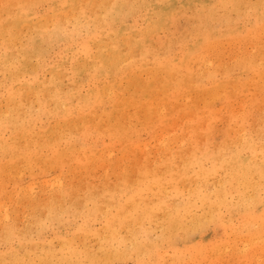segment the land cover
<instances>
[{
  "label": "bare ground",
  "instance_id": "1",
  "mask_svg": "<svg viewBox=\"0 0 264 264\" xmlns=\"http://www.w3.org/2000/svg\"><path fill=\"white\" fill-rule=\"evenodd\" d=\"M261 18H264V0H0V98L5 100V104L2 103L5 107L0 103V264H61L62 259L67 264L72 253L77 260L68 264H79L85 252H89L84 256L88 262L98 264L111 257L113 261V257L118 255L124 258L123 253L129 248L130 255L133 253L137 262L147 255L154 264L150 257L154 247L150 246V227H147L150 220L145 221L142 238L136 236L134 227L142 224L144 218H149L147 215L159 218L156 226L161 227L157 228L160 232L153 231L158 233L157 240L161 244H171L172 237H178V227L183 228V235L187 234L188 238L192 225L198 230L213 223L223 229V233L229 230L231 232L227 234L236 236L235 231L240 224L233 220L240 219L235 214L241 216L242 222L249 219L251 223V218H257L258 222L260 215L255 210L257 203L262 201L260 195L264 193L257 191L264 187V161H259L256 148L258 146L260 152L264 151V121L249 122L252 116L247 115L245 106L251 108L253 92L255 95L258 90L264 92V19ZM247 21L251 27L243 34L241 27ZM224 39L239 41L224 43ZM255 40L259 46L253 45L257 43ZM245 42L255 48L243 51ZM228 44H232L235 51L226 60ZM240 96H246L247 102H241L244 104L242 108L238 102L243 111L237 112L233 104ZM33 102L38 109L36 112L33 111ZM217 106L226 110L228 121L221 130V137L216 140L211 135L219 111ZM252 115L254 117V113ZM42 117L53 120L54 125L39 121L37 132L31 125ZM204 123L209 124L205 129L201 128ZM139 127L163 138L171 149L172 141L175 145L176 141L179 142L180 146H176L183 149L175 146L178 150H167L156 161L155 157L151 159L145 152L142 154V147L132 163V168L141 177H138V182L132 178L133 183L136 182L134 185L143 183L147 187H134V194L122 195V187L118 190L120 185H116L117 188L113 186L122 175L117 181L113 175L115 181L111 185L102 181L106 186L100 188V192L85 187L84 192L76 190L72 196L61 189L60 182L41 197L34 196L33 191L28 193V189L31 192L33 187L31 184L30 188L21 185L22 172L27 170L26 167L29 171L27 176H43L44 173L46 176L50 170L62 171L61 167L69 158L74 159L78 166L82 165L84 170L92 160L101 159L102 151L94 152L96 147L92 146L100 142V138H93L94 133L109 135L115 144L123 143H118L119 147L135 143L132 150L138 148L141 142L138 140L141 138ZM153 129L158 133L155 134ZM158 142L160 139L155 143ZM61 144H76L77 152L65 148V145L61 148ZM110 153H106L108 158ZM131 155L134 156L133 153ZM120 157L117 161L120 159L125 163L122 155ZM130 164L125 170L121 169L123 173L130 169ZM77 170L79 173L80 169ZM178 176H184L183 179L190 183H187L188 188L185 187V199L181 198V189L174 185ZM79 178L87 180L84 176ZM162 178L167 186L171 184L173 190L168 191L163 186ZM105 180L108 181L107 178ZM7 181L12 182L11 190L6 189ZM46 182L45 185L48 184ZM49 183L48 188L52 181ZM148 188L154 189L153 195L135 196L141 194V189L146 191ZM12 192L22 193L23 198L13 199ZM162 192L166 194L162 195ZM113 206L117 210L110 212L115 216L107 212ZM95 209L102 212L97 214L92 211ZM64 212L72 219L82 217L77 231L90 232L93 238L99 237L101 241L96 242L95 250L86 240L88 236L82 242L77 239L79 243L72 242L73 235L72 239L71 236L62 238L60 232L50 238L44 237L47 230H51L52 223H61V213ZM185 213L189 217L188 224H184L187 220ZM64 215L62 217L66 218ZM95 220L101 222L100 228H90ZM260 224L264 225V222ZM243 225L246 231L248 225ZM118 228L125 229L126 235L121 234V229L117 231ZM256 234L257 242L260 238L264 242V236L259 234L257 239ZM111 241L122 244L119 251L122 254L114 252L112 245L111 248L108 246ZM154 244L159 249L158 243ZM220 244H216L215 251L222 249L218 253L224 252L227 246L225 241H220ZM261 244L262 250L264 244ZM62 245L65 249H61ZM201 253L196 255L201 256ZM231 253L235 258L236 254ZM157 254L161 257V251ZM222 258L225 259L224 256ZM149 261L142 264H151ZM234 263L232 260L231 264Z\"/></svg>",
  "mask_w": 264,
  "mask_h": 264
},
{
  "label": "rangeland",
  "instance_id": "2",
  "mask_svg": "<svg viewBox=\"0 0 264 264\" xmlns=\"http://www.w3.org/2000/svg\"><path fill=\"white\" fill-rule=\"evenodd\" d=\"M251 1H256V0H251ZM261 19H264V18H261ZM248 23H246V25L245 26H243V27H241V33H245L246 31H248V30H250V27H251V23H249V21H247ZM258 24V23H257ZM262 24H264V23H262ZM243 25V24H242ZM226 40H230L231 42H227ZM239 40L238 39H224V43H235V42H238ZM256 41V40H255ZM257 43H254L253 45H256V46H259V42L258 41H256ZM246 44H244L243 46H242V50L243 51H247V52H249V51H251V50H253L255 47L254 46H252V45H248V42H245ZM249 44H251V43H249ZM246 45H248V50H247V46ZM228 47H226V52H225V54H227L228 52V54H227V56L225 55V58H226V60L227 59H229V58H231L233 55H232V53H234V51H235V47H232V44L230 45V44H228L227 45ZM252 46V47H251ZM231 47V48H230ZM254 47V48H253ZM249 48H253V49H249ZM68 80L66 79L65 80V82H67ZM254 93V94H253ZM252 94H253V104H252V106H251V108L249 109L247 106H245V109H246V111H247V115L248 114H250L249 115V117H251L252 116V119L250 120L249 119V122L250 121H253L254 123L253 124H255V123H258V122H261V121H264V114H262V113H264V111H261V109L262 110H264V104H262V103H264V98H262L261 99V96L262 97H264V95H262V94H264V92H260L259 90H258V92L256 91V95H255V92H253ZM240 97H242V96H240ZM239 97V98H240ZM244 97V96H243ZM242 97V98H243ZM260 97V98H259ZM237 99V101L236 102H234L235 104H233V106H234V108H233V106H232V108L236 111L237 110V112L239 111H243V109H241L242 107H243V103H244V100H245V102H247L246 100V96L243 98V99ZM260 100H259V99ZM1 100H3V101H1ZM262 100V101H261ZM243 101V103H241ZM4 102V104H5V100H4V98L3 97H1L0 98V103H1V105H2V103ZM238 102L239 103H241L240 105H242L241 106V108L239 107L240 105L238 104ZM259 102V103H258ZM32 105H34L35 106V109H34V106H33V111H38V109H36V103H34L33 102V104ZM218 105H220V104H218ZM260 105L262 106V108L260 107ZM2 106H4L5 107V105H2ZM219 106H217V108H218ZM239 107V108H238ZM259 108L260 109V114H259V109H257V108ZM220 108L221 107H219L218 108V110L219 111H217L218 113H217V116H216V118H215V121H214V123H215V129H214V132L212 133V135H211V137L212 138H215L216 140L217 139H219L220 137H221V130H222V128L224 127V125L225 124H227V121H228V119H227V117L225 116L226 115V113H225V109L223 110V109H221L220 110ZM240 109V110H239ZM253 110V111H252ZM258 110V112H254V111H257ZM224 111V112H223ZM220 113V114H219ZM254 113V117H253V114ZM256 113H257V115H256ZM262 114V115H261ZM47 117V116H46ZM256 117V118H255ZM259 118V119H258ZM46 118L44 117H42V118H40L38 121H36L35 123H33L31 126H32V128L34 129V130H36L37 132H39L38 131V129L40 128V122H49L51 125L50 126H52V125H54V122H53V120H52V122H51V120H45ZM256 119V120H255ZM262 119V120H261ZM40 121V122H39ZM217 121V122H216ZM220 124V125H219ZM36 125V126H35ZM203 125V126H202ZM201 125V128H203V129H205L206 128V125H209V124H206V123H204V124H202ZM38 126V127H37ZM35 127H36V129H35ZM219 129V130H218ZM147 132H146V131ZM154 130V133L155 134H157L158 132H156L155 131V129H153ZM139 131H141L140 133L141 134H139ZM144 131V132H143ZM218 131V132H217ZM216 132V133H215ZM143 133V134H142ZM218 133V134H217ZM138 134H139V137H141V138H138V140H140L139 142L137 141L136 143H139L138 144V148H139V150H138V148H134L133 150H135V152H133V150H132V147L131 146H134L135 145V143H133V144H129V143H124L126 146L124 147V145H121V147H119L120 145L119 144H123V143H119V142H117V144H115V142H111L110 141V139L109 138H111L109 135H107V134H96V133H94L93 134V138H100L98 141H100V142H98V143H95V144H92V146L95 148L96 147V150L94 151V152H100V151H102L101 153H103V155H102V158L101 159H94V161L92 160V162H91V166L90 165H88V166H84V168H86L85 170L84 169H82L83 168V166L82 165H79L78 166V163L74 160V159H72V158H69V161H67V163L65 164V166H62L61 167V170L62 171H59V169L58 170H50L48 173H50V174H48L47 172V174H46V176H45V173L43 174V176H42V174H40L39 176L38 175H36V176H27V173H29V171H28V167H26V169L27 170H24L23 172H22V177H24V178H22V180H21V185L22 186H25V185H28V188H30V184L33 186L32 187V189H31V192H29L30 190L28 189V193H30V194H32V191H33V195L34 196H38V197H41V196H43V195H46V193L47 192H51L52 190H53V188H55V186L56 185H58V183L60 182V183H62L61 184V189H64V190H66V192L68 193V195L69 196H72L71 194H74L75 195V191L77 190V192L79 193V191H80V193L81 192H84L86 189H85V187H87V188H93L94 190H96V191H98V192H100L101 190H100V188H102V187H104V186H106V185H111V182H114L115 181V179H114V176H116L115 178H116V181H117V179L119 178V175H122V177H121V179L119 178V181H117V182H114L115 184L113 185V186H115L116 187V185H120L119 187H118V190H119V188H121L120 189V193L122 194V195H128L129 193L130 194H134V192H135V189H136V187L137 186H142L143 188L145 187H147V186H143V185H145V184H143V183H137L136 185H134L136 182H134L133 183V178H134V181H139L138 180V177L140 176L141 177V175H139L138 176V174H140V173H137L133 168H132V163L134 164V160L133 159H137L138 158V154H139V151H141L143 148V151H142V154L145 152V154H148L149 155V157L151 158V159H153L154 157H155V159H156V161H158V160H160L159 158L161 157H163V155L165 154V152L167 151V150H169V152H175L174 150H176L180 145V143L179 142H177L176 141V145H179L178 147L175 145V141H172L171 142V144L170 145H172L173 147V149H171L170 147H168L169 145H167V143L168 142H165L164 140H163V138H158V136H155L154 134H151L150 132H149V130L148 129H146V128H144V127H139V130H138ZM145 134V135H144ZM149 134H151V135H149ZM230 134V136H232V132H230L229 133ZM102 135V136H101ZM144 135V136H143ZM104 136V137H103ZM143 136V137H142ZM149 136V137H148ZM155 136V137H154ZM150 137H152V139L150 138ZM216 137H218V138H216ZM106 138V139H105ZM149 139H151L150 141H149ZM160 139V143L158 142V143H155V142H157L158 140ZM108 140V141H107ZM148 141H149V143H148ZM106 142H108V144L106 143ZM162 142H163V144H162ZM107 145H109V146H107ZM119 143V144H118ZM153 143V144H152ZM173 143H174V145H173ZM105 144V145H104ZM140 144H141V146H140ZM142 144H144V145H142ZM157 144H158V146H157ZM65 144H61V148H62V146H64ZM72 145H74V144H70V145H65V148H71L72 150H75L76 152H77V150H76V144L74 145V146H72ZM95 145V146H94ZM119 145V146H118ZM130 145V146H129ZM162 145H163V147H162ZM99 146V147H98ZM177 147V148H174V147ZM106 147V148H105ZM113 148V150H111L112 148ZM115 147L118 149V151H119V153H118V151H117V149L115 150ZM134 147H136V145L134 146ZM143 147V148H142ZM145 147H147V149L145 148ZM159 147V148H158ZM160 147H161V149H160ZM110 148V149H109ZM162 148H164V149H162ZM100 149H103V150H100ZM155 149V150H154ZM161 151H160V150ZM179 150H181V149H183V147H181V148H178ZM177 149V150H178ZM257 150H258V154H259V161H264V157H262V156H264V151H262V152H260V150L258 149V146H257V148H256ZM107 150V151H106ZM157 150V152H155ZM110 151H111V153H110ZM117 151V152H116ZM123 151V154L121 153ZM151 151V152H150ZM158 151H160V152H158ZM106 153L108 154V153H110V156H109V158L107 157L108 155H106ZM121 153V154H120ZM133 153V155L134 156H132L131 154ZM155 153V154H154ZM157 153H158V155H157ZM112 154V155H111ZM122 155V161L123 162H125V163H122L121 162V160L120 159H118V161H117V158H121L120 157V155ZM260 154H261V156H260ZM117 155H119V156H117ZM131 155V156H130ZM125 156V157H124ZM157 156V157H156ZM104 157V158H103ZM116 157V158H115ZM135 157V158H134ZM261 157V158H260ZM125 158V159H124ZM51 160H52V157L50 158ZM101 160V162L99 163V161ZM103 160V161H102ZM126 160V161H125ZM105 161H108V162H110L109 164H108V162L106 163ZM69 162V163H68ZM75 162V163H74ZM77 163V164H76ZM99 163V164H98ZM103 163V164H102ZM106 163V164H105ZM118 163V164H117ZM131 163V164H130ZM71 164V165H70ZM73 164H76V165H73ZM99 165L98 167H96L97 165ZM108 164V165H107ZM115 164V166L113 167V165ZM126 164V165H125ZM129 164H130V169L128 168V169H126V173L124 172H122V170H125V167L127 168V166H129ZM106 165H107V167H106ZM72 166H73V168H72ZM78 166V167H77ZM82 166V167H81ZM95 168H97V169H94L93 167ZM118 168H117V167ZM122 166H124V167H122ZM99 167H101V168H99ZM107 168L106 170L104 169V168ZM113 167V168H112ZM80 169V171H79V173H78V170L77 169ZM89 168V169H88ZM123 168V169H122ZM91 169V170H90ZM94 169V170H93ZM102 169H104V171H102ZM118 169V171H116V170ZM122 169V170H121ZM64 170V171H63ZM73 170L75 171V172H73ZM82 170H84L86 173H84V171H82ZM93 170V171H92ZM100 170V171H99ZM112 172H111V171ZM131 170V171H130ZM57 171V172H56ZM69 171V172H68ZM82 171V172H81ZM100 172V173H98V172ZM116 171V172H115ZM27 172V173H26ZM63 172V173H62ZM68 172V173H67ZM72 173L71 175L69 174V173ZM102 172H103V174H102ZM105 172V173H104ZM110 172V173H109ZM114 172H115V174H114ZM119 174H118V173ZM129 172V173H128ZM131 172H132V174H134V175H132L131 174ZM3 173L6 175V172L5 171H3ZM76 173H78V174H76ZM82 175H81V174ZM84 173V174H83ZM108 173V177L106 176V174ZM112 173V174H111ZM62 174V175H61ZM76 174V175H75ZM80 174V175H79ZM85 174H86V176H85ZM92 174V175H91ZM98 174V175H97ZM111 174V175H110ZM117 174H118V176H117ZM129 174V175H128ZM131 174V175H130ZM29 175V174H28ZM57 175H58V177H57ZM61 177H60V176ZM66 175V176H65ZM101 175V176H100ZM114 175V176H113ZM128 175V176H127ZM137 176V177H134V176ZM45 176V177H44ZM48 176H49V178H48ZM51 176V177H50ZM80 176H84V177H86L85 179H87V180H84V178H79ZM100 176V177H99ZM132 176H133V178H132ZM34 177V178H33ZM43 179V178H46V180L45 179H43L44 180V182H43V180H41V178ZM66 177V178H65ZM77 177V178H76ZM88 177V178H87ZM126 177V178H125ZM182 177V178H181ZM36 178H38V179H36ZM51 178V179H50ZM55 178V179H54ZM74 178H76V179H74ZM107 178L108 179V181L107 180H105V179ZM129 178H132V179H129ZM183 178H185L184 176H178L175 180V182H174V185H177L178 187H179V189H181V198L182 199H185L186 197H187V191H186V188H188V186L190 185V183H188L189 181H187V180H185V179H183ZM29 179V180H28ZM50 179V180H49ZM54 179V180H53ZM57 179V180H56ZM61 180V181H58V180ZM73 179L74 180H77V181H73ZM80 179V180H79ZM135 179H137V180H135ZM163 179L164 178H162L161 179V183H163V186L164 187H166V189L168 190V191H170V189L171 190H173V187L172 186H170L171 184L169 183L168 184V186H167V183H166V181L164 180L163 181ZM178 179L180 180H182L183 181V184L182 183H180V182H182V181H178ZM31 180V181H30ZM38 182H37V181ZM63 180V181H62ZM70 180V181H69ZM45 181H47L46 183H48V184H46L45 185ZM52 181V185H51V187L50 188H48L49 186H50V183L49 182H51ZM56 181V184H54V182ZM68 181V182H67ZM92 182V183H90L89 184V182ZM102 181H105V183H106V185H104L105 183L103 182V183H101ZM107 181V182H106ZM122 181V182H121ZM131 181V182H130ZM26 182V183H25ZM28 182V183H27ZM67 182V183H66ZM73 182H74V184H73ZM95 182H97V183H99V184H95ZM121 182V183H120ZM127 182V183H126ZM186 182V183H185ZM23 183V184H22ZM34 183V184H33ZM39 183V184H38ZM63 183H65V184H63ZM77 183V184H76ZM79 183V184H78ZM130 183V184H129ZM149 183V182H148ZM152 182H150L149 184H151ZM189 185H188V184ZM70 184V185H69ZM124 184H128V188L127 187H123L122 185H124ZM141 184V185H140ZM181 184V185H180ZM8 185H9V187H8ZM34 185H36V186H34ZM60 185V184H59ZM67 185V186H66ZM85 185H87V186H85ZM90 187H89V186ZM129 185H130V188H129ZM133 185V186H132ZM12 182H11V184L7 181V183H6V189H9V190H11L12 189ZM78 186V187H77ZM125 186V185H124ZM151 186H155V185H152L151 184ZM158 186V185H157ZM181 186V187H180ZM187 186V187H186ZM196 186V185H195ZM45 187V188H44ZM134 187H135V189H134ZM172 187V188H171ZM186 187V188H185ZM117 188V187H116ZM261 188V189H260ZM262 188H264V187H259L258 188V190L257 191H259V194H261L262 192H264V189H262ZM35 189V190H34ZM37 189V190H36ZM80 189V190H79ZM83 189H84V191H83ZM124 189V190H123ZM126 189H128L127 190V192L125 193V191H126ZM130 189V190H129ZM134 189V190H133ZM185 189V190H184ZM122 190L124 191L123 193H122ZM141 190H143V191H141V194H137V195H135L136 197H141L142 198V196H143V194H144V196L143 197H147V196H150V195H153L154 194V189L152 188V189H149L148 188V190H144V189H141ZM186 193V194H184V192ZM148 191V192H147ZM17 192V191H16ZM16 192H12V198L13 199H22L23 198V195H22V193H20V192H18V193H16ZM72 192V193H71ZM143 192V193H142ZM40 195H39V194ZM146 193H148L147 195H146ZM153 193V194H152ZM15 194H17V195H15ZM166 193H163L162 192V195H165ZM73 195V196H74ZM184 195H186V197H184ZM16 196V197H15ZM261 196V198H262V201H264V193H262V195H260ZM260 202V203H257V206H256V212L260 215V217L258 218V222H257V218L255 219V220H253L252 218L250 219L251 220V223L249 222V219L248 220H245V221H243L242 222V218H241V216H238L237 214H235V217L236 218H239L240 220H233V222L234 223H236V222H238L237 224L239 225V227H237V231H235L234 233L236 234V236H234V234H232L233 235V237L231 236V234H227V232H231V231H229V230H227V232H225V233H223V229H221V228H219L218 227V225L217 224H213V223H211V224H207L205 227H203V228H201V229H196L195 227H194V225H192L193 227H192V230H191V234H189L188 235V238L186 237L187 236V234H186V236L185 235H183L184 233V230H183V228L181 227V228H176V229H178V230H176L177 232H176V235L178 236V237H172L173 238V240H172V243L171 244H169V243H167V242H164V244L166 245V246H164V244H161V242L159 241V240H157V235H158V233H154V231H156V232H160V230H157V228L158 229H160L161 227L160 226H156V223H158V220H159V218H155L154 216L155 215H147L149 218H147V219H143L142 221H141V223L142 224H137V225H139V227L137 226V225H135L134 227H135V233H136V236L138 237V238H142L143 237V232L145 231L144 230V228L146 227V222H147V220H150V222H148L149 223V225L147 224V227H150V231H149V234H150V240H149V242H152V244H154V243H158V245H159V249H157V247L155 246V244L154 245H152L151 243V248H153V253H151V256L150 257H152L151 259H153V263L154 264H168V263H170V264H226V262H228L229 260H230V258L233 260V263L235 262V261H237V263L235 262L234 264H244L246 261L247 262H249V263H247L246 262V264H264V248H262V250L260 249L262 246H260V244L262 243V244H264V242H262L261 240V238H260V241L259 242H257V240H256V236L254 235V234H256L257 236L259 235V234H261V237L262 236H264V233H262V232H264V225H262V224H260L261 222H264V202ZM199 204V203H198ZM139 205H140V203H139ZM141 205H142V203H141ZM139 208H140V206H139ZM195 208H199V207H195ZM258 209V210H257ZM114 212H113V211ZM117 210V208H115V206H113L112 207V209H111V207L110 208H108V210H107V212H109V213H111V212H113V213H115V211ZM93 212H96L97 214H100L101 212H100V209H95V210H92ZM104 211H106V210H104ZM111 211V212H110ZM200 211V209L199 210H197V212H199ZM227 211V210H226ZM99 212V213H98ZM113 213H111V215L113 214ZM65 214V215H64ZM117 214V213H116ZM262 214V215H261ZM61 215L63 216L64 215V217H66V218H63L62 216H61V223H59V224H56L57 222H54V223H52L53 224V226H51L50 225V227H51V230L49 229V230H47V232L45 233V238H50L49 236H51L52 234H60V233H62L61 234V237L62 238H69L70 236H71V239H72V235H73V239H72V242H77V243H79V241L78 240H80V242H82V241H84L83 239L85 238V236H88V237H86V240L88 241V243L89 244H92L93 246H94V250H95V247H96V245H97V243H99V241H101V240H99V237H95V238H93L92 236V234L90 233V232H88L87 234L86 233H84V232H82V231H80L81 232V234H80V232L79 231H77V224L79 225L80 223H82V217H80L79 216V218L78 217H73V219H72V217H69L68 216V214L67 213H61ZM185 216H187V220L185 221V223L184 224H188L190 221H189V217H188V215H186V213L184 214ZM113 216H115L114 214H113ZM71 218V219H70ZM76 218H78V219H76ZM63 219V220H62ZM154 219H156V220H154ZM79 220V221H78ZM253 220V221H252ZM146 221V222H145ZM188 221V222H187ZM236 221V222H235ZM248 221V222H247ZM143 222H145L144 224H143ZM187 222V223H186ZM242 222V223H241ZM256 222V223H255ZM150 223H153L152 225L150 224ZM154 223H155V225H154ZM258 224V225H255V224ZM64 224V225H63ZM95 224V225H94ZM242 224V225H241ZM243 224H246V225H248L247 227H246V231H244L245 230V226L243 225ZM60 226V227H55V226ZM70 225H72V226H70ZM75 225V226H74ZM250 225V226H249ZM64 226V227H63ZM69 226V227H68ZM93 226V227H92ZM253 226H255L254 228H252ZM262 226V227H261ZM101 227V222L100 221H98V220H95V221H93L92 223H91V225H90V228H94V229H97V228H100ZM119 227V226H118ZM138 227V228H137ZM141 227V228H140ZM250 227V228H249ZM71 228V229H70ZM143 228V229H142ZM152 228V229H151ZM252 228V229H251ZM120 229L121 228H118V230L117 231H119L120 232ZM195 229V230H194ZM137 230H139L138 232L139 233H137ZM154 230V231H153ZM180 230V231H179ZM182 230H183V232H182ZM258 230V231H257ZM62 231V232H61ZM123 231V232H122ZM141 231H143V232H141ZM153 231V232H152ZM241 231V232H240ZM60 232V233H59ZM78 232V233H77ZM244 232V233H243ZM254 232H256V233H254ZM125 233V235H126V232H125V229H121V234H124ZM178 233V234H177ZM69 234V235H68ZM82 234H84L83 236H82ZM156 236H155V235ZM205 234V235H204ZM244 234V235H243ZM245 234H248V235H245ZM249 234H251L252 236H249ZM75 235V236H74ZM80 235V236H79ZM91 235V236H90ZM139 235V236H138ZM197 235V236H196ZM241 235L243 236V238H241ZM48 236V237H47ZM81 236H82V240H81ZM89 236L91 237V238H89ZM154 236H155V239H154ZM183 236V237H182ZM203 236V237H202ZM224 236V237H223ZM239 238H238V237ZM253 236H255V237H253ZM182 237V238H181ZM245 237H248V240H247V238L245 239ZM252 238V240L250 241V238ZM96 238H98V240L96 241V240H94V239H96ZM152 238V239H151ZM238 238V239H237ZM76 239V240H75ZM78 239V240H77ZM227 239V240H226ZM235 239V240H234ZM244 241H243V240ZM256 241H255V240ZM257 239H259V236L257 237ZM95 241V242H94ZM154 241V242H153ZM220 241H225V245H227L226 246V249H228L229 248V250H227L228 252H226V249L224 250V252H221V253H223V255H221V253H218V251L220 252V251H222V249L220 250V249H217V251H215L216 250V244H220ZM232 241V244L230 243ZM245 241H247L246 243H248L247 245L244 243ZM254 241V242H253ZM97 242V243H96ZM115 242H117V241H111L110 243H109V245L108 246H110V248L113 246V249H114V252H116V251H120V247L122 246V244H118V242L117 243H115ZM178 242V243H177ZM219 242V243H218ZM249 242H250V246L248 247V245H249ZM115 244V246L113 245V244ZM160 243V244H159ZM229 243V244H228ZM238 243V244H237ZM253 243V244H252ZM231 244V245H230ZM251 244L253 245L252 247H251ZM261 244V245H262ZM112 245V246H111ZM168 245V246H167ZM225 245H224V247H225ZM163 246V247H162ZM210 246H211V249H210ZM220 246V248H222L223 246H221V244L219 245ZM231 246H232V248L233 247H237L236 249L235 248H231ZM238 246H241V248L240 247H238ZM245 246H247L246 248H244ZM257 248H256V247ZM165 247H167V248H165ZM169 247V248H168ZM117 248H118V250H117ZM205 249V250H203V249ZM240 248V249H239ZM61 249H65V246L64 245H62L61 246ZM112 249V250H113ZM157 249V250H156ZM167 249V250H166ZM199 249H202V250H199ZM230 249H232V251L234 252V255L236 254L237 256H240V257H237L236 255H235V258H234V256H233V254L231 253L232 251L230 250ZM239 249V250H238ZM251 249V250H250ZM254 249V251H252ZM111 250V251H112ZM161 251V257H159L158 256V254H157V252H159V251ZM188 250V253L190 254H188L187 252H185V251H187ZM192 252H191V251ZM194 250H196V251H194ZM235 250V251H234ZM241 250H243L242 251V253H240L241 252ZM244 250H245V253H244ZM131 251V249L129 248L128 249V252L127 251H125V253H123V254H125V256H126V254L128 255L127 257L128 258H126L125 256H124V258H122V257H120V255H118V257L117 256H115V257H113V258H115V259H113V261H112V257L110 258V260H106L108 263L107 264H142L144 261H149L150 260V258L149 257H146L147 255H143V258H141V262L140 261H138L137 262V259L135 258V255L132 253L131 255H132V257H131V255H130V252ZM167 252V253H165V252ZM169 251V252H168ZM198 251V252H197ZM203 251V252H202ZM207 251H209L208 253H210L211 255H208V253H207ZM252 251V252H251ZM163 252V253H162ZM174 252V253H173ZM182 252V253H181ZM183 252H185V253H183ZM201 253V256H198V255H200V253ZM213 252H215L214 254H218V255H216L215 257H213L212 255H214L213 254ZM217 252V253H216ZM251 252V253H250ZM86 253H89V252H85V253H83V258H82V260H81V262L79 263V264H91L90 262H88L89 260L87 259V258H84V256H85V254ZM91 253H94L95 255H96V253L95 252H91ZM110 253H112V252H110ZM180 253V254H179ZM231 253V254H230ZM242 254V255H240V254ZM244 253V254H243ZM247 253H250V254H247ZM119 254H122V253H120L119 252ZM153 254H155V255H153ZM167 254H168V258H167ZM178 254V255H177ZM196 254H198V255H196ZM206 254V255H205ZM228 254V255H227ZM72 255H74L73 253L70 255V258H68V260H67V264L69 263V262H71V261H75V260H77V257H75V256H72ZM108 255H110V254H107L106 256H108ZM133 255H134V257H133ZM163 255H164V257H163ZM166 255V256H165ZM181 256V255H183L182 257H178V256ZM189 255V256H188ZM204 255V256H203ZM208 255V256H207ZM225 255H227V256H225ZM251 255V256H250ZM254 255L256 256V257H254ZM72 256V257H71ZM121 256H123V255H121ZM184 256H185V258H184ZM191 256H192V258H191ZM206 256V257H205ZM210 256V257H209ZM211 256H212V258H211ZM218 256H219V258H218ZM225 257V259L224 258H222V257ZM248 256H250L251 258H250V260H249V257ZM117 257V258H116ZM178 258L177 260H176V262H175V258ZM199 257V258H198ZM209 257V258H208ZM262 259V260H260V258ZM73 258V259H72ZM130 258V259H129ZM209 259L208 261L210 262H206V259ZM225 260L226 262H224L223 260ZM244 258H245V262H243V260H244ZM255 258V259H254ZM256 258H257V260H256ZM145 259V260H144ZM179 259H181L182 261H179ZM211 259H214V260H211ZM249 261H248V260ZM87 260V261H86ZM203 260V261H202ZM220 260V261H219ZM232 260H230L229 261V263L228 264H231L232 263ZM251 260H252V262H251ZM63 261V259L61 260V264H65L66 262L64 261V262H62ZM85 261V262H84ZM106 261L105 262H99L98 264H106ZM114 261H115V263H114ZM174 261V262H173ZM195 261V262H194ZM201 261V262H200ZM204 261H205V263H204ZM213 261V262H212ZM218 261V262H217ZM257 261V262H256ZM261 261V262H260ZM122 262V263H121ZM150 262V261H149ZM156 262V263H155ZM168 262V263H167ZM216 262V263H215ZM222 262V263H221ZM151 263V262H150ZM94 264H96V263H94ZM152 264V263H151Z\"/></svg>",
  "mask_w": 264,
  "mask_h": 264
}]
</instances>
